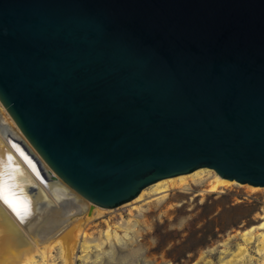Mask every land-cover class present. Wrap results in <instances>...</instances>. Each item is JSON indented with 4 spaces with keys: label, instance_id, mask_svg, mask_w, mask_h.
I'll use <instances>...</instances> for the list:
<instances>
[{
    "label": "water",
    "instance_id": "95a60500",
    "mask_svg": "<svg viewBox=\"0 0 264 264\" xmlns=\"http://www.w3.org/2000/svg\"><path fill=\"white\" fill-rule=\"evenodd\" d=\"M0 103L89 214L203 167L264 187V0H0Z\"/></svg>",
    "mask_w": 264,
    "mask_h": 264
},
{
    "label": "bare ground",
    "instance_id": "6f19581e",
    "mask_svg": "<svg viewBox=\"0 0 264 264\" xmlns=\"http://www.w3.org/2000/svg\"><path fill=\"white\" fill-rule=\"evenodd\" d=\"M8 136L22 141L36 155L0 103V156L12 154L21 165L19 182L23 186L24 195L30 200V212L23 221L0 201V264H77V260L86 264L91 261L89 254L94 252L97 254L94 264H101L104 256L112 257L116 247H124L142 235L133 231L135 216H131L133 220L131 217L127 220L120 218L115 225L106 222L104 230L93 237L85 227L104 211L111 209L95 205L89 214L91 203L73 192L59 178L49 179L46 184L41 182L17 154ZM37 158L42 168L48 170L46 164ZM231 184L241 185L235 180L222 178L211 168L203 167L191 173L159 180L144 188L137 197L123 206L142 201L146 195L151 196L153 203H162L175 191L193 192V186L200 187L194 195L204 197L211 193H223ZM38 217H42V225L41 220L37 222ZM236 234L241 243L230 256H221L217 263L206 260L201 264H264V219L237 230ZM226 249L225 252L228 251Z\"/></svg>",
    "mask_w": 264,
    "mask_h": 264
},
{
    "label": "rangeland",
    "instance_id": "374dc122",
    "mask_svg": "<svg viewBox=\"0 0 264 264\" xmlns=\"http://www.w3.org/2000/svg\"><path fill=\"white\" fill-rule=\"evenodd\" d=\"M241 185L231 184L223 193L204 197L194 195L200 187L193 186V192L175 191L162 203H153L151 196L146 195L133 205L123 206L124 203L109 208L111 211H104L85 229L97 237L106 222L115 225L120 218L135 216L131 217L133 231L142 235L124 247H116L112 257L104 256L101 264H201L206 260L217 263L241 243L235 235L237 230L264 219V187ZM41 219L38 217L37 222ZM222 249L228 251L224 253ZM89 255L91 261L86 264H94L96 252ZM77 264L81 261L77 260Z\"/></svg>",
    "mask_w": 264,
    "mask_h": 264
},
{
    "label": "snow or ice",
    "instance_id": "6c2138e0",
    "mask_svg": "<svg viewBox=\"0 0 264 264\" xmlns=\"http://www.w3.org/2000/svg\"><path fill=\"white\" fill-rule=\"evenodd\" d=\"M20 154L28 161L23 152ZM21 175V165L15 161L12 154L0 156V201L23 221L30 212V200L24 195L23 186L19 182Z\"/></svg>",
    "mask_w": 264,
    "mask_h": 264
}]
</instances>
